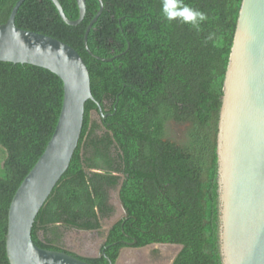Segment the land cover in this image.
Instances as JSON below:
<instances>
[{"label": "trees", "instance_id": "obj_1", "mask_svg": "<svg viewBox=\"0 0 264 264\" xmlns=\"http://www.w3.org/2000/svg\"><path fill=\"white\" fill-rule=\"evenodd\" d=\"M17 1L0 0V25ZM59 1L69 19L79 18L76 0ZM102 1L88 36L93 55L84 36L100 8L97 0H86V17L76 27L63 22L51 0H26L16 17L18 28L80 54L101 107L86 103L78 148L37 216L32 239L42 249L60 251L62 230L103 235L104 220L115 212L110 191L120 186L127 216L106 243L114 264L125 243L134 241L135 248L183 246L173 264H222L218 126L243 0H184L208 16L199 30L168 22L161 0ZM63 97V82L53 73L0 62V148L7 155L0 178V264H10L6 236L13 197L52 138ZM180 127L186 130L179 137ZM85 261L109 264L104 257Z\"/></svg>", "mask_w": 264, "mask_h": 264}, {"label": "water", "instance_id": "obj_2", "mask_svg": "<svg viewBox=\"0 0 264 264\" xmlns=\"http://www.w3.org/2000/svg\"><path fill=\"white\" fill-rule=\"evenodd\" d=\"M76 1L79 18L71 20L60 1L51 0L63 22L72 27L79 26L87 12L86 0ZM97 1L100 8L84 36L90 55L88 36L104 9L103 1ZM25 2L18 0L8 21L0 25V62L32 65L53 73L63 82L64 97L52 138L13 197L7 257L10 264H89L65 252L42 249L32 239L37 216L68 171L78 148L86 103L94 102L100 111L101 107L92 94L89 69L74 48L16 26L17 14ZM217 157L222 264H264V0L242 1L223 88ZM120 189L116 200L122 215L112 219L107 231L127 215ZM136 244L127 243L116 264L123 256L135 253L139 257L150 247L178 248L174 260L183 249L156 244L135 248ZM101 256L113 264L105 250H99L98 258Z\"/></svg>", "mask_w": 264, "mask_h": 264}, {"label": "rangeland", "instance_id": "obj_3", "mask_svg": "<svg viewBox=\"0 0 264 264\" xmlns=\"http://www.w3.org/2000/svg\"><path fill=\"white\" fill-rule=\"evenodd\" d=\"M6 156H7L6 151L0 148V178L2 177V173H3L2 167L6 159ZM115 204L118 206L117 200ZM110 222L109 224L107 221L104 222V228H108L109 225L111 224ZM62 233H63V237H62L63 244L68 243L70 246L74 247V249L80 251H83V248H85V246H91L94 248L97 247V245L101 242L103 238L101 236H97L95 233L89 234V233H80L75 231L68 232L64 230H62ZM178 251H179L178 248L172 246L150 247L142 250L139 253L140 255L139 257L135 253L127 255L126 258L124 257L123 264H129L130 262L134 264H171Z\"/></svg>", "mask_w": 264, "mask_h": 264}, {"label": "clouds", "instance_id": "obj_4", "mask_svg": "<svg viewBox=\"0 0 264 264\" xmlns=\"http://www.w3.org/2000/svg\"><path fill=\"white\" fill-rule=\"evenodd\" d=\"M161 12L163 17L168 21V22H172V21H179L181 23L184 24H189L191 25L193 28H196L197 30H199L200 25L208 20V16L199 10H196L194 8L189 7L187 4L184 3V0H161ZM211 38V36L209 37ZM114 219V218H112ZM112 219H107V222L109 224L110 221H112ZM119 222V221H118ZM117 222V223H118ZM116 223V224H117ZM115 224V225H116ZM110 226V225H109ZM108 229V228H107ZM66 231V230H65ZM69 231H75V232H87V231H76V230H67ZM91 233H96V232H91ZM98 233V232H97ZM63 242V240H62ZM126 246V245H125ZM109 248V246H105L104 249H101V251L103 252ZM127 247V246H126ZM124 247V248H126ZM123 250V249H122ZM62 252V251H59ZM66 253V252H65ZM73 256V255H72ZM75 257V256H74ZM103 257V256H101ZM100 257V258H101ZM108 257V256H107ZM120 257V255H119ZM118 257V258H119ZM127 257V256H126ZM125 257V258H126ZM78 258V257H77ZM80 259V258H79ZM97 259V258H96ZM99 259V258H98ZM106 259V258H105ZM110 259V258H109ZM84 260V259H81ZM107 260V259H106ZM111 260V259H110ZM85 261V260H84ZM118 261V259H117ZM116 261V262H117ZM86 262V261H85ZM88 263V262H87ZM113 263V262H112ZM124 263V256L122 257L121 263L119 264H123ZM90 264V263H89ZM114 264V263H113ZM116 264V263H115ZM130 264H133L132 262Z\"/></svg>", "mask_w": 264, "mask_h": 264}, {"label": "flooded vegetation", "instance_id": "obj_5", "mask_svg": "<svg viewBox=\"0 0 264 264\" xmlns=\"http://www.w3.org/2000/svg\"><path fill=\"white\" fill-rule=\"evenodd\" d=\"M93 116H94L95 119H98L99 118L98 117V114L96 112H93ZM185 130H186V127L177 128V133H178L179 137L182 135V133ZM119 188H120V186L116 190H111L110 191V204L115 208V212L112 215V217H110L109 219L116 218V217L122 215V213L119 211L118 206L115 204V202H116L115 198L118 195ZM126 216H124L123 218H120L119 221L122 220V219H124ZM106 221H107V219L104 220V222H106ZM113 227L114 226L110 227V231H111V229ZM107 230H108L107 228H104L103 227V229H102L103 235H100L97 232L95 233L97 236L103 237L102 240H101V242L95 248L94 247H91V246H85V248H83V251H80V250L74 249V247L70 246L68 243H64L62 246H59V249L62 252H66V253H68L70 255H73L75 257H78L80 259H84V260L96 259V258L98 259V252H99V250L100 249H104V247L106 246V243H107V237H108V235L110 233V231H107ZM101 243H103V245H104L103 247L101 246ZM125 244H127V243H125ZM122 249H124V248H122ZM122 249L120 251V254L122 252Z\"/></svg>", "mask_w": 264, "mask_h": 264}, {"label": "bare ground", "instance_id": "obj_6", "mask_svg": "<svg viewBox=\"0 0 264 264\" xmlns=\"http://www.w3.org/2000/svg\"><path fill=\"white\" fill-rule=\"evenodd\" d=\"M130 263H131V262H130ZM130 263H129V264H130Z\"/></svg>", "mask_w": 264, "mask_h": 264}]
</instances>
